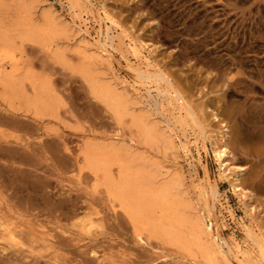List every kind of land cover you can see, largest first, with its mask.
<instances>
[{
	"label": "rangeland",
	"instance_id": "1",
	"mask_svg": "<svg viewBox=\"0 0 264 264\" xmlns=\"http://www.w3.org/2000/svg\"><path fill=\"white\" fill-rule=\"evenodd\" d=\"M44 1V5H51L56 15L72 25L65 0ZM91 1L97 8L102 7L133 41L152 45L149 71L167 78L170 84L161 83V89L182 97L193 115L188 117L182 110L183 127L174 129L171 125L180 140L188 144V162L194 169L182 159L177 160L179 167L188 183L201 180L199 184L208 193L211 220L220 236H231L246 249L248 242L242 224L249 225L251 220L264 234V193L246 186L257 200L255 215L250 219L245 214L247 204L232 194L213 159L209 142L207 150L203 149L201 132L212 139L220 132L219 124L211 117L212 113L217 115L229 129L225 145L231 153L233 169H247L254 177L264 160L246 153L245 148L246 143L254 141L252 134L258 127H264V0ZM94 18L89 17V33L95 40L98 25L93 24ZM73 20L79 23L76 18ZM69 59L77 62L73 53ZM23 62L50 79L66 103L64 120L78 121L99 137L115 135L108 115L90 98L78 76L54 65L36 48H26ZM127 64L115 55L114 69L119 78L133 82L135 77L127 70ZM58 135L51 136L44 127L12 116L0 105V223L20 227L22 256L53 243L62 252L59 259H72V264H95L78 254L89 248L98 249L105 260L111 256L114 264H183L178 259H162L153 247L135 245L130 233L114 220L102 196L92 193V182L79 177L77 156L81 140L65 130ZM206 181L216 186L220 195L214 209ZM71 210H77L78 216L91 215L93 221H101L105 235L93 234L91 240L79 238L77 230L70 228L75 219L70 217ZM123 252L127 256L125 261L121 257ZM48 254L34 261L50 264ZM228 258L237 264L232 256ZM0 264L4 263L0 260ZM25 264L34 262L29 259Z\"/></svg>",
	"mask_w": 264,
	"mask_h": 264
},
{
	"label": "bare ground",
	"instance_id": "2",
	"mask_svg": "<svg viewBox=\"0 0 264 264\" xmlns=\"http://www.w3.org/2000/svg\"><path fill=\"white\" fill-rule=\"evenodd\" d=\"M44 4V0L0 1V105L4 111L44 127L51 136L59 137L58 133L65 130L81 140L77 156L79 177L92 182V193L102 196L114 220L130 233L136 246L153 247L162 259H178L183 264H232L228 256L237 264H264L262 231L251 220L249 225L241 223L248 242L244 250L233 237L223 239L211 220L208 193L199 184L201 180L188 183L179 167V159L191 166L189 148L171 125L174 129L183 127L182 110L188 117L193 115L182 97L161 89V83L170 84L168 79L149 71L152 45L133 41L125 29L91 0H65L72 25L56 15L51 5ZM90 16H95L93 24L98 25L95 40L89 33ZM27 47L39 49L54 65L78 76L90 98L108 115L115 135L99 137L78 121L64 120L66 103L50 79L24 64ZM71 53L76 63L69 59ZM116 54L128 63L127 70L135 81L119 78L114 69ZM146 85L153 86L142 87ZM211 117L219 124L220 132L213 139L201 132L203 149L207 150L209 142L212 157L232 194L247 204L245 214L251 219L257 200L245 188L251 185L264 193V161H260L253 178L247 169H233L231 153L225 145L229 129L217 115L212 113ZM252 139L256 144L246 143L245 152L264 160V127H258ZM238 145L236 142L235 146ZM206 186L214 209L220 195L209 181ZM76 212L71 210L70 217L75 219L70 228L77 230L79 238L91 240L93 234L105 235L101 221H93L91 215L78 216ZM20 232L19 226L0 223L2 263L25 264L31 259L39 264L34 259H42L46 253H50V264L73 263L64 256L59 259L62 252L53 243L22 256ZM78 254L95 264L105 261L114 264L111 256L105 260L96 248ZM8 256L10 259L6 260ZM12 257L15 259L11 260ZM121 257L127 260L125 252Z\"/></svg>",
	"mask_w": 264,
	"mask_h": 264
}]
</instances>
